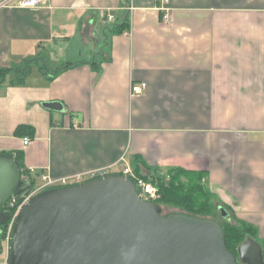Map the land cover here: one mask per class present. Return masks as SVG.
Listing matches in <instances>:
<instances>
[{
    "label": "crops",
    "instance_id": "1",
    "mask_svg": "<svg viewBox=\"0 0 264 264\" xmlns=\"http://www.w3.org/2000/svg\"><path fill=\"white\" fill-rule=\"evenodd\" d=\"M19 1L0 6V151L34 180L206 172L264 250V0H169L168 21L156 0Z\"/></svg>",
    "mask_w": 264,
    "mask_h": 264
},
{
    "label": "water",
    "instance_id": "2",
    "mask_svg": "<svg viewBox=\"0 0 264 264\" xmlns=\"http://www.w3.org/2000/svg\"><path fill=\"white\" fill-rule=\"evenodd\" d=\"M44 106L61 108L57 102ZM32 188L19 162L0 153L1 224L11 217L6 201ZM237 254L227 248L216 218L163 213L158 203L140 197L131 178L112 173L32 195L15 216L7 263L264 264L262 247L251 238Z\"/></svg>",
    "mask_w": 264,
    "mask_h": 264
},
{
    "label": "trees",
    "instance_id": "3",
    "mask_svg": "<svg viewBox=\"0 0 264 264\" xmlns=\"http://www.w3.org/2000/svg\"><path fill=\"white\" fill-rule=\"evenodd\" d=\"M122 31V30H120ZM72 65L73 63H67ZM21 72V76L27 73V68H14ZM42 69V67H41ZM11 68H0V83L4 81ZM14 133L17 135H33V129L27 125H17ZM7 154L19 162L22 179L29 182L34 187V178L25 168L23 155L21 152L0 151ZM135 172L147 181H151L158 189L159 198L155 200L161 207H171L174 210H182L198 216L212 217L219 220L225 244L229 251L238 258L237 248L247 238L258 242L264 250L261 240L258 238L257 228L236 216L234 210L229 205L222 202L217 195L209 188L207 183V173L202 171H189L182 168H169L164 172L156 174L142 175L136 169ZM220 208L227 212L223 216ZM5 209V208H4ZM172 211V210H171ZM13 213V210L9 211ZM8 225V221L0 223V229L3 233ZM0 235L3 237L4 234Z\"/></svg>",
    "mask_w": 264,
    "mask_h": 264
},
{
    "label": "built area",
    "instance_id": "4",
    "mask_svg": "<svg viewBox=\"0 0 264 264\" xmlns=\"http://www.w3.org/2000/svg\"><path fill=\"white\" fill-rule=\"evenodd\" d=\"M8 1L9 0H2L0 2V6L6 5ZM156 2L158 3L159 8L163 11V15H162L163 20L168 21L169 20V9L166 5L169 2V0H156ZM19 3L23 7L34 8V7L39 6L42 3V0H20ZM125 9L126 10L134 9L133 0H126ZM107 19L111 20L112 15L111 14L107 15ZM145 87H146V84L144 82L139 83V84H134L131 86L130 93L133 95L141 94L144 91ZM27 143H28V138H23V144L25 145ZM30 170L31 169H28V171ZM112 173L121 174V175L131 178L135 182L137 191L142 199L155 201L157 198H159V192H158L157 187L151 181H147L141 176L137 175L132 170V168L129 167L128 165H124L116 171L109 167L94 168V169L76 174L75 176L63 178L61 180H52L48 175L44 174L41 176L42 184L36 187L34 186L32 188L31 193L27 195L22 193L19 195L12 196L6 201L4 205V208H5L4 210L6 212L13 210V213L9 212L11 214V217L8 220V225L4 233H3V230L0 229V235H2V233L4 234L3 237H0V240H1V243L5 244V258L2 262H0V264H8L7 263L8 251H9L11 231H12L15 216L17 215L19 210L29 200V198L32 195H34L36 192H39L49 187L76 184V183H80L86 180L103 177L107 174H112Z\"/></svg>",
    "mask_w": 264,
    "mask_h": 264
},
{
    "label": "rangeland",
    "instance_id": "5",
    "mask_svg": "<svg viewBox=\"0 0 264 264\" xmlns=\"http://www.w3.org/2000/svg\"><path fill=\"white\" fill-rule=\"evenodd\" d=\"M41 183V180L40 179H38V178H36L35 179V182H34V186H37L38 184H40ZM35 193V192H34ZM37 193V192H36ZM233 209V208H232ZM171 210H174V208H171V207H162V212L163 213H166V212H169V211H171ZM4 258H5V244L4 243H2V250H1V252H0V262H2L3 260H4Z\"/></svg>",
    "mask_w": 264,
    "mask_h": 264
}]
</instances>
